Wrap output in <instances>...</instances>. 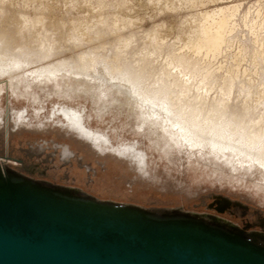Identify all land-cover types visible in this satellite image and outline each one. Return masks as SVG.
<instances>
[{
	"label": "rangeland",
	"instance_id": "obj_1",
	"mask_svg": "<svg viewBox=\"0 0 264 264\" xmlns=\"http://www.w3.org/2000/svg\"><path fill=\"white\" fill-rule=\"evenodd\" d=\"M227 5L238 10L233 18L236 29L228 36L224 52L217 58L193 55L185 44L196 38L202 12ZM263 19L264 0H0V60L7 65L27 61L15 72L0 75V161L33 179L72 187L99 199L217 218L264 233V168L250 161V156L260 157L264 152ZM119 52L123 53L120 63L137 65L152 82L158 76L163 79L158 70L186 55L182 67L173 70L176 77H182L179 70L188 73L184 68L194 58L199 72L192 78V89L206 92L209 102L225 94L228 100L230 95L232 110L242 114L244 107L247 110L245 126L254 122L262 131L259 141L251 150L244 142L239 146L245 132L239 129L232 134V145L238 141L236 147H247L248 152L224 157L206 147L192 149L149 123L140 130L136 110L129 114L113 103L104 108L112 96L102 94L100 99V89L91 95L72 93L66 92L62 79L59 86L55 80L45 84L26 77L27 72L58 63L84 66L89 59L96 61V69L106 71L116 65ZM164 79L174 80L166 75ZM110 87L111 82L105 83L103 89L114 96ZM118 98L124 99L123 95ZM63 105L84 107L87 124L109 133L119 149L122 144L138 143L147 153L146 167L81 137L64 116L54 115ZM26 109V119L18 121L16 115ZM66 145L76 152L74 157L65 152ZM85 164L93 168L84 167L81 172Z\"/></svg>",
	"mask_w": 264,
	"mask_h": 264
},
{
	"label": "water",
	"instance_id": "obj_2",
	"mask_svg": "<svg viewBox=\"0 0 264 264\" xmlns=\"http://www.w3.org/2000/svg\"><path fill=\"white\" fill-rule=\"evenodd\" d=\"M99 200L0 161V264H264L228 222Z\"/></svg>",
	"mask_w": 264,
	"mask_h": 264
},
{
	"label": "bare ground",
	"instance_id": "obj_3",
	"mask_svg": "<svg viewBox=\"0 0 264 264\" xmlns=\"http://www.w3.org/2000/svg\"><path fill=\"white\" fill-rule=\"evenodd\" d=\"M237 10L238 9L236 6L227 5L223 7H218L211 11L206 10L204 13L202 12V16L200 17V19L198 18L200 20V23L198 22L199 26H197V28L199 27V29H196L198 30V32L196 33V38L193 41L190 40L191 42L190 43L188 42V45L185 44V46H187L186 49H188L193 55L199 56V55L204 54L205 57L207 56L209 58L210 57L217 58L220 54L224 52L223 46L226 42H229L228 39L230 37L229 36L230 33H232V31L236 29L235 28L236 23H234L233 18L235 17L234 16L236 14L235 11ZM121 55H123V53L119 52L117 54V56L119 57L117 60L118 63L115 60L116 65L112 66L111 64L110 66L112 67L110 68L108 66V68L110 69L106 71L96 69L95 68L97 67L96 61L92 62L89 59L84 66H80V63L79 64L77 63L74 65V66L78 65V67H73V66L71 67L68 64L66 65V64L58 63L56 66L50 67L49 69L47 68L44 70H36L31 73L27 72L28 74L26 73V77H32L33 81L44 82V83L46 81L55 80V82L57 81L59 86H61V82L59 81V79H62V84H64L63 86L65 87L63 88L66 89V92H72V93L82 92L86 95L88 94L91 95V94H95V91H98V93L101 92L99 95L100 96L99 98L102 100H103V98L101 97L102 94L104 95L105 98L111 95L112 96L110 100L111 102L106 100L103 106L104 108H108L107 106L113 103L119 108H124L125 112H128L129 114L132 113L133 110L134 111L136 110L139 118H141L140 120H141L142 125H140L139 127L140 130L144 129L146 124L149 123L150 126H156L158 128H161L163 132L170 134L175 141L188 145L192 149H197L199 147L200 148L206 147L209 149V152H212L214 154L221 155L224 157L226 156L228 157L229 153L233 155L234 154L237 155V153L245 150V149L240 150L238 147H236L238 146L237 145L238 141H236L237 142L236 146L232 145L234 144L232 134L234 132L237 133V130L239 129L245 130L242 136L243 141L239 142L241 143L239 144V146H242L244 142L246 145L250 146V150H251V148H253L251 147V145L259 141L260 136H261L259 132L261 130L258 131L259 127H257V125H255L254 122L251 123L250 126H245L246 116L244 114H245V111L247 112V110L244 107L243 109L245 111L243 114L240 111H237V109L236 111L232 110L233 108L231 109V106H229L230 104L228 101L230 99V95H229V98H227L228 100L224 99L226 98L225 97L226 94L224 95L223 99H221L222 98L221 97L219 99L217 98L218 100L215 99L216 101L213 100V102L215 103H213L212 100L210 99V101L212 102L211 103L208 101V97L205 96L206 92H204V94L197 93V91L195 90H199L200 88L198 89L195 88V90L192 89L193 83H194V82L192 83L193 81L192 78L197 72H199L198 71L199 68L197 69L198 62L194 58H191L190 61H187L188 66L184 68V70L188 69V73L187 71L184 72L183 69L179 70L181 74L183 75L182 77L181 76L176 77V75L173 73V70L178 69L179 66L180 68L182 67V63L186 61L185 59L186 55L179 56V58H177V60L174 63L170 62L172 64H170L169 67H164L163 71L158 70L159 74L162 75L163 79H161L158 76L156 77L157 79L156 82L155 81L152 82L150 81L151 76H148L147 74H145L144 71H142L141 69L137 67V65L135 67L134 66L127 67L125 66L123 62L120 63ZM92 56L94 60L96 56L95 55H92ZM26 63L27 61H17L13 63V65H7L8 63L5 64L3 61L0 60V75L10 74L13 71L15 72V68L19 69L22 65ZM102 66L100 65V67ZM156 70L154 68L151 69V71L153 72ZM208 70L210 71V69ZM107 71H108V74H107ZM209 71L208 72L206 71V74H208ZM109 72L111 74H109ZM112 72L116 73L117 75H114ZM20 75H21L20 76L21 78H24V74L23 75L20 74ZM106 75H108L109 78L106 77ZM164 75L173 76L174 80L165 81ZM205 75H202V77H204ZM211 75H212V72H211ZM204 78H202L201 80L203 81ZM229 81H230L229 83H232L231 82L232 78ZM110 82H111V87L109 89L112 93L115 94L114 96L112 94H108L106 92V89H103L105 83H110ZM228 85L230 86L231 84H228ZM205 87H208V86L206 85ZM230 87H228V89H230ZM99 89H100V92H99ZM225 91L226 92L228 91L227 88ZM229 92L231 93V91ZM119 95H123L124 99L118 98ZM257 100L260 101L259 99ZM247 108H248V105H247ZM13 112H14V109L11 108L9 110V113L12 116H13ZM26 114H27V109L20 111L16 115L18 117V121L23 120ZM54 115L55 116L57 115V117L64 116L68 120V122L70 123L73 129H76L82 132L86 136H89L92 141H95L97 143V146L99 148H103V146H105V149L107 150L118 151L119 152V153L117 152L118 154H120L122 157H125L135 162V164L140 166V168L146 167L147 158H148L147 153L144 151V149L139 148L138 143L122 144L120 145L121 147L119 149L118 148L119 146H115V144L112 143V139L109 133L95 130L92 128L93 126H89L87 124L86 122L87 114H86V109L84 107L79 108V107H73L69 105H63L61 108H58V113L54 112ZM255 123H258L259 124L258 126H260L259 121ZM228 129L230 130V132ZM260 129H262V127ZM227 130L230 133L229 135L226 133ZM249 138L250 139L252 138V139L250 140ZM257 146L255 145V147ZM263 147H264V144H263ZM261 149H263L262 145H261ZM246 150H247V147H246ZM252 151L250 154H252ZM248 154L247 156H250V154L249 155ZM259 155L261 156L260 157L257 156L256 158L255 156L254 158L250 156V161H252V163L253 162L257 163L259 166L264 168V152H262V154L259 153ZM228 162H229V158H228ZM82 193L89 195L85 192H82ZM99 200H105V199H99ZM107 201L122 203V202H117L115 200H107ZM122 204H128V203H122ZM204 220L208 222L225 224L217 218H207ZM225 225L227 227L230 226L227 224ZM246 236L253 240H256L252 238L250 235L246 234Z\"/></svg>",
	"mask_w": 264,
	"mask_h": 264
},
{
	"label": "flooded vegetation",
	"instance_id": "obj_4",
	"mask_svg": "<svg viewBox=\"0 0 264 264\" xmlns=\"http://www.w3.org/2000/svg\"><path fill=\"white\" fill-rule=\"evenodd\" d=\"M17 122V121H16ZM72 130H74V131H76L81 137H83L84 139H86L87 141H90L92 144H94L95 146H97V143L95 142V141H92L91 139H90V137L89 136H86L85 134H83L82 132H80V131H78V130H76V129H73L72 128ZM98 147V146H97ZM64 150H65V152L70 156V158H72V157H74V155L76 154V152L75 151H73L72 149H70L67 145L64 147ZM110 151V150H109ZM111 151H113V150H111ZM114 152V151H113ZM1 162H3V161H1ZM4 163V162H3ZM73 166H74V164H73ZM84 167H86V169L87 170H89L90 171V169H88V168H93V165L91 164V166L89 167L87 164H85V165H83L82 167H78V166H76L75 168H76V170L79 168V169H81V172L84 170L83 168ZM139 167V166H138ZM31 178V177H30ZM238 227V226H237ZM240 229V228H239ZM245 233L247 234V235H250L252 238H254V239H258L257 238V235L258 234H262V235H264V233L263 232H257V231H246L245 230ZM258 233V234H257Z\"/></svg>",
	"mask_w": 264,
	"mask_h": 264
}]
</instances>
